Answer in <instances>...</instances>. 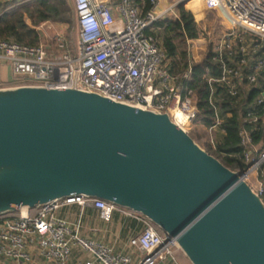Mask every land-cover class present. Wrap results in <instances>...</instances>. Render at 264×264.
Masks as SVG:
<instances>
[{"label":"water","instance_id":"water-1","mask_svg":"<svg viewBox=\"0 0 264 264\" xmlns=\"http://www.w3.org/2000/svg\"><path fill=\"white\" fill-rule=\"evenodd\" d=\"M79 194L143 216L190 264H264L261 199L165 114L0 89V216Z\"/></svg>","mask_w":264,"mask_h":264},{"label":"built area","instance_id":"built-area-1","mask_svg":"<svg viewBox=\"0 0 264 264\" xmlns=\"http://www.w3.org/2000/svg\"><path fill=\"white\" fill-rule=\"evenodd\" d=\"M70 1L76 30L73 51L68 49L62 30L53 31L48 41L36 46L0 40V63L10 68L14 84L97 94L116 103L165 114L184 132L189 131L196 115L190 91L185 86L196 61L190 57L185 70L169 73L162 63L163 52L149 34L152 24L165 16L175 18L179 5L186 8L191 4L190 8L195 11H213L241 33L252 35L254 40L250 44L241 34L239 38L234 36V44H218L209 50L216 53L220 73L208 77L206 82L208 86L213 83L224 85L230 96L236 93L233 82L240 75L245 58L258 47L255 41L264 44V0H170L162 10L159 5L163 0H147L149 6L145 11L131 0H116L114 6L108 0ZM186 9L193 14L191 9ZM50 28V24L42 23L36 30L43 36ZM50 42L62 51L55 54L49 49ZM234 49L241 59L236 68L226 67L221 53L227 50L231 54ZM262 64L264 57L246 76L247 83L254 82V74ZM209 104L215 120L206 132L212 138L214 133L221 135L223 131L218 127L221 121L212 97H209ZM240 139L246 147L249 139L245 131L240 132ZM254 152L255 149L245 150L244 162L248 166L243 172L244 181L251 174L256 176L259 165H264V150L256 158L252 157ZM257 187L254 193L259 196L261 184L257 183ZM72 206L80 213L87 208L95 211L103 222H109L115 210L135 216L143 226L128 240L136 260L80 237L79 221L69 223L57 215ZM32 210L33 214L30 209H23V212L16 211L14 217H0V257L28 262L32 250L46 264H68L72 248L77 247L88 256L83 264H155L159 259H172L173 243L159 234L146 218L109 202L79 194L44 203Z\"/></svg>","mask_w":264,"mask_h":264},{"label":"trees","instance_id":"trees-1","mask_svg":"<svg viewBox=\"0 0 264 264\" xmlns=\"http://www.w3.org/2000/svg\"><path fill=\"white\" fill-rule=\"evenodd\" d=\"M131 1L143 11L148 9L147 0ZM11 4L9 1H0V40L13 41L23 46H36L39 38L34 28L42 23L67 24L71 30L73 28L74 16L70 0H26L10 7ZM195 21L199 24L196 18ZM149 34L163 52L162 63L169 73H179L187 68L191 41L196 40L198 34L191 15L182 6L176 8L175 18L171 15L165 16L153 23ZM210 35L213 33L210 32ZM214 38L218 39L215 36ZM255 42L258 47L245 58L240 75L233 82L236 86L234 96L228 94L224 85L213 83L208 86L206 82L208 77H216L220 73L216 53L213 51L204 54L191 66L190 76L185 84L196 111L189 130L197 127L204 135L202 144L192 140L224 167L237 173H243L247 169L248 164L244 162L246 148L256 150L252 154L253 158L264 150V64L254 74L253 83L246 81V76L252 73L254 64L264 57V44ZM228 52L222 51L221 60L226 67L236 68L241 56L235 53V49L230 51L231 54ZM209 97H212L218 109L221 121L218 127L223 131L221 135L214 133L212 138L205 134L215 120ZM241 131H245L249 139L246 147L240 141ZM256 179L261 184L262 193L259 198L264 204V165L257 168ZM30 213L33 214L32 209ZM16 215L17 212H9L0 217L10 218ZM156 231L161 234L158 229Z\"/></svg>","mask_w":264,"mask_h":264},{"label":"crops","instance_id":"crops-1","mask_svg":"<svg viewBox=\"0 0 264 264\" xmlns=\"http://www.w3.org/2000/svg\"><path fill=\"white\" fill-rule=\"evenodd\" d=\"M12 2L10 7L18 5L26 0H0ZM112 6H114L116 0H108ZM170 1V0H169ZM166 0H163L159 5V10L165 8L168 4H165ZM114 11V8H113ZM38 27V26H37ZM36 27V28H37ZM36 31L39 43L42 34ZM76 31V30H75ZM195 41V40H194ZM190 48V57L193 61H198L202 55L198 50ZM15 78L11 74L10 68L0 63V89L17 87ZM57 215L65 219L69 223L79 221L80 232L79 235L83 239L98 242L104 246L109 247L114 253L128 254L132 261L136 260V254L131 251L128 247L129 238L138 234L142 229V223L131 214H127L121 210H115L109 222L101 221L96 212L91 209H84L82 213L79 212L78 208L72 206L63 209L57 213ZM172 259L163 258L155 262V264H190L186 258L182 256H176L175 247H172ZM30 261H14L0 257V264H46L42 261L35 251H30ZM88 259V256L79 248L73 247L71 255L68 260V264H83Z\"/></svg>","mask_w":264,"mask_h":264},{"label":"rangeland","instance_id":"rangeland-1","mask_svg":"<svg viewBox=\"0 0 264 264\" xmlns=\"http://www.w3.org/2000/svg\"><path fill=\"white\" fill-rule=\"evenodd\" d=\"M169 2H170L169 0H166L165 4H168ZM181 6L184 11L188 12L191 15L196 32L198 34L197 39L194 41L193 44H191L190 48L192 47L193 50L197 48L196 50H198V52L202 56L206 52H209L210 49L212 50L216 45H218L219 43H216V41L219 40L220 38H223V36H226L227 34H233L235 38L241 37V34H242L243 40H247L249 44L251 40H254V37L252 35L248 33H241L239 29L233 28L230 24L223 21L213 11L203 12L198 17L197 15L190 13L182 4ZM195 18L200 25L196 23ZM48 24L51 25V28L43 32V37L40 38V41H48L49 37L54 33L53 31L62 30L68 49H70V51H73L74 46H76L75 25L73 24V28L71 30L67 24H53L49 22ZM208 30H209V33H208ZM210 32H212L213 35L217 37L218 39L215 40L216 38H214L213 35L211 36ZM248 42L246 44H248ZM234 43L235 41L233 42V44ZM49 49L52 50L55 54L60 53L62 51V49H57L56 46H54L52 42H50L49 44ZM186 133L197 144H202L204 142V137H203L204 135L202 132H200V130L197 127H193L191 130L187 131ZM205 134L207 135V137H209L207 132H205ZM245 182L249 185V187L253 191L257 190L258 188L257 183L259 182L257 181L256 176L254 174H251L246 179ZM175 253H176V256H182V253L178 249L175 250Z\"/></svg>","mask_w":264,"mask_h":264},{"label":"bare ground","instance_id":"bare-ground-1","mask_svg":"<svg viewBox=\"0 0 264 264\" xmlns=\"http://www.w3.org/2000/svg\"><path fill=\"white\" fill-rule=\"evenodd\" d=\"M187 8L191 9L192 12L194 13V15H197L198 17L200 16V12H197L194 10V8H190L191 7V4H188L186 5ZM234 42V35L233 34H227L226 36H223V38H220L219 40V44L222 45L224 43H230V44H233ZM21 211L23 212V209H21Z\"/></svg>","mask_w":264,"mask_h":264}]
</instances>
